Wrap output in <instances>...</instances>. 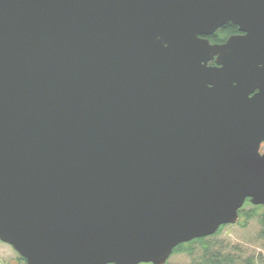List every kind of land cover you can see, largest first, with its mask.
Returning a JSON list of instances; mask_svg holds the SVG:
<instances>
[{"label":"water","instance_id":"obj_1","mask_svg":"<svg viewBox=\"0 0 264 264\" xmlns=\"http://www.w3.org/2000/svg\"><path fill=\"white\" fill-rule=\"evenodd\" d=\"M263 142L264 0H0V241L27 264H166L264 207Z\"/></svg>","mask_w":264,"mask_h":264},{"label":"rangeland","instance_id":"obj_2","mask_svg":"<svg viewBox=\"0 0 264 264\" xmlns=\"http://www.w3.org/2000/svg\"><path fill=\"white\" fill-rule=\"evenodd\" d=\"M257 207V208H256ZM245 212L254 213L255 217L245 223V218H241L235 225L224 227L219 234L213 237L212 242L223 247L225 252L238 251L240 262L246 264V258L252 256L253 264H262L260 256L264 254V241L258 237L260 230V219L264 218V207L255 206L248 203L244 207ZM235 247H237L235 249ZM195 255L200 253V246L195 245ZM19 254L8 244L0 241V263L15 264ZM191 256L187 253H173L168 259V264H191ZM248 264V263H247Z\"/></svg>","mask_w":264,"mask_h":264},{"label":"trees","instance_id":"obj_3","mask_svg":"<svg viewBox=\"0 0 264 264\" xmlns=\"http://www.w3.org/2000/svg\"><path fill=\"white\" fill-rule=\"evenodd\" d=\"M237 33H239L238 27L236 25L229 24L222 26L213 35L208 36V38L211 43L218 44L226 41L229 36ZM240 212L242 217L246 219L245 223L255 217L254 213L251 214L250 212H245L244 207L240 210ZM259 222L261 227L258 232V237L260 240L264 241V218L260 219ZM223 228L212 236L195 239L191 242L181 244L174 249L173 253H187L192 258L190 262L191 264H238V262H240V253H238V251L225 252L223 247L218 248V244L212 242L213 237L219 234ZM195 245H199L201 248L200 253L197 255H195L196 251L193 248ZM236 248L237 247H235V249ZM260 260L261 263L264 264V254L260 256ZM253 262L254 258L252 256L246 258V264H253ZM15 264H27V262L24 258L19 256Z\"/></svg>","mask_w":264,"mask_h":264},{"label":"flooded vegetation","instance_id":"obj_4","mask_svg":"<svg viewBox=\"0 0 264 264\" xmlns=\"http://www.w3.org/2000/svg\"><path fill=\"white\" fill-rule=\"evenodd\" d=\"M240 33V32H239ZM239 33H237V34H239ZM225 42V41H224ZM221 43H223V42H221ZM221 43H218V44H221ZM212 44H216V43H212ZM209 65H211V66H217V63H216V59H214L213 61H210L209 62ZM260 153L261 154H264V142L261 144V147H260ZM248 203H250V201H249V199H247V201L245 202V204H244V206L243 207H245V205H247ZM263 207V206H262ZM239 215H240V220H241V218H242V214H241V212L239 211ZM226 226H228V225H226ZM224 227V226H223ZM223 227H221V228H223ZM220 228V229H221ZM219 229V230H220ZM168 262L169 261H167L166 262V264H168Z\"/></svg>","mask_w":264,"mask_h":264}]
</instances>
